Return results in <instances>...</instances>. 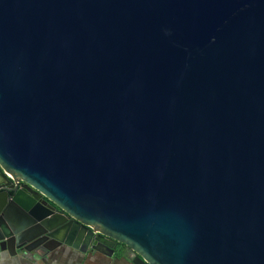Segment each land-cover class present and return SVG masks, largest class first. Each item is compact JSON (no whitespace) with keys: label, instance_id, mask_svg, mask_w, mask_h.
Here are the masks:
<instances>
[{"label":"water","instance_id":"1","mask_svg":"<svg viewBox=\"0 0 264 264\" xmlns=\"http://www.w3.org/2000/svg\"><path fill=\"white\" fill-rule=\"evenodd\" d=\"M119 243L264 264V0H0V249Z\"/></svg>","mask_w":264,"mask_h":264},{"label":"crops","instance_id":"2","mask_svg":"<svg viewBox=\"0 0 264 264\" xmlns=\"http://www.w3.org/2000/svg\"><path fill=\"white\" fill-rule=\"evenodd\" d=\"M133 258L134 253L125 245H118L111 255L89 249L81 251L66 244L15 254L0 249V264H134Z\"/></svg>","mask_w":264,"mask_h":264},{"label":"built area","instance_id":"3","mask_svg":"<svg viewBox=\"0 0 264 264\" xmlns=\"http://www.w3.org/2000/svg\"><path fill=\"white\" fill-rule=\"evenodd\" d=\"M7 176H9V177H10V175H9V174H7ZM17 182H21V180H17Z\"/></svg>","mask_w":264,"mask_h":264},{"label":"flooded vegetation","instance_id":"4","mask_svg":"<svg viewBox=\"0 0 264 264\" xmlns=\"http://www.w3.org/2000/svg\"><path fill=\"white\" fill-rule=\"evenodd\" d=\"M8 177H9V176H8ZM21 183H22V182H17V184H19V185H20ZM118 245H119V244H118Z\"/></svg>","mask_w":264,"mask_h":264},{"label":"trees","instance_id":"5","mask_svg":"<svg viewBox=\"0 0 264 264\" xmlns=\"http://www.w3.org/2000/svg\"><path fill=\"white\" fill-rule=\"evenodd\" d=\"M119 245H123V244L119 243Z\"/></svg>","mask_w":264,"mask_h":264}]
</instances>
